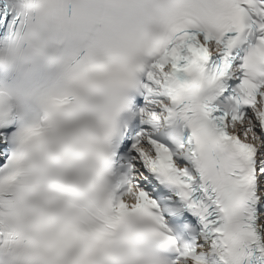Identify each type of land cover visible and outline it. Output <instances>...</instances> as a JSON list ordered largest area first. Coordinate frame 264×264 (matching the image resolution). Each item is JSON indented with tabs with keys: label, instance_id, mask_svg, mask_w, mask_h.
Returning a JSON list of instances; mask_svg holds the SVG:
<instances>
[{
	"label": "snow or ice",
	"instance_id": "obj_1",
	"mask_svg": "<svg viewBox=\"0 0 264 264\" xmlns=\"http://www.w3.org/2000/svg\"><path fill=\"white\" fill-rule=\"evenodd\" d=\"M0 264H264V0H0Z\"/></svg>",
	"mask_w": 264,
	"mask_h": 264
}]
</instances>
